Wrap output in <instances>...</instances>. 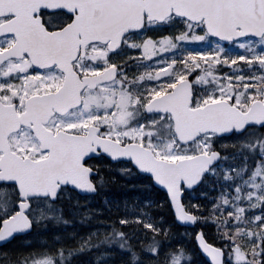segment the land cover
I'll list each match as a JSON object with an SVG mask.
<instances>
[{"label":"snow or ice","instance_id":"snow-or-ice-1","mask_svg":"<svg viewBox=\"0 0 264 264\" xmlns=\"http://www.w3.org/2000/svg\"><path fill=\"white\" fill-rule=\"evenodd\" d=\"M0 264H264V0H0Z\"/></svg>","mask_w":264,"mask_h":264},{"label":"trees","instance_id":"trees-1","mask_svg":"<svg viewBox=\"0 0 264 264\" xmlns=\"http://www.w3.org/2000/svg\"><path fill=\"white\" fill-rule=\"evenodd\" d=\"M106 176H109V177L114 176L115 177V182L110 183L108 190L105 191L104 193H101L102 196H104V197L106 196L108 198L109 202L116 200V201H120L122 203L124 201V199L127 198L129 203H133V197L140 196L141 199H144L147 195V193L142 192L139 188L129 187V185H134L137 183L136 177H125V176L120 175L116 172H113V170H112L111 174L106 172ZM103 199L104 198H101L99 200H93V201H96V202H93L94 207L95 208H104L105 205L103 203ZM105 215H106V213H105ZM159 215H163L166 219L171 220V215L167 210H165L162 213H159ZM66 216H68V215H66ZM92 216L96 217L97 220L92 222V223L85 221V223L88 225L82 226L78 230L85 231L86 228L95 229V228L103 226L100 223L96 214H93ZM71 219L73 220V224L71 226L79 224V221L77 219H74L73 217H71ZM75 228H77V227H75ZM176 231L179 233V235L176 237L177 239L182 240V242L187 244L189 247L193 246V240L190 238V235H185V229H181L178 227L176 229ZM187 232L190 234L192 232V230L187 229ZM89 256L90 255L88 254V256L86 258L91 259Z\"/></svg>","mask_w":264,"mask_h":264},{"label":"rangeland","instance_id":"rangeland-1","mask_svg":"<svg viewBox=\"0 0 264 264\" xmlns=\"http://www.w3.org/2000/svg\"><path fill=\"white\" fill-rule=\"evenodd\" d=\"M234 51H240V50H239V49H234ZM117 172H118V171H117ZM108 173H110V172H108ZM66 203L69 204L68 201H66ZM75 229H76V228H75ZM89 229H90V228H86V230H89ZM86 230H85V231H86ZM93 230H94V229H93ZM77 231H78L79 233H81V234H83V232H84V231H80V230H77ZM90 231H91V230H90Z\"/></svg>","mask_w":264,"mask_h":264}]
</instances>
